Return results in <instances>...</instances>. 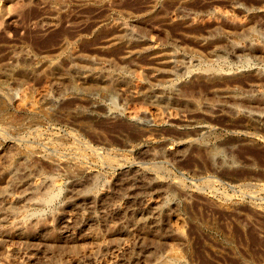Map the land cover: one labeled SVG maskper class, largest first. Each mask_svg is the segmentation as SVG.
I'll return each instance as SVG.
<instances>
[{
    "label": "rangeland",
    "instance_id": "obj_1",
    "mask_svg": "<svg viewBox=\"0 0 264 264\" xmlns=\"http://www.w3.org/2000/svg\"><path fill=\"white\" fill-rule=\"evenodd\" d=\"M0 121V264H264V0H0Z\"/></svg>",
    "mask_w": 264,
    "mask_h": 264
},
{
    "label": "bare ground",
    "instance_id": "obj_2",
    "mask_svg": "<svg viewBox=\"0 0 264 264\" xmlns=\"http://www.w3.org/2000/svg\"><path fill=\"white\" fill-rule=\"evenodd\" d=\"M18 2V1H17ZM8 7V6H7ZM223 13H224V11H222ZM225 14V13H224ZM230 17V16H229ZM242 20V19H241ZM121 27V26H120ZM253 31V30H252ZM256 41V40H255ZM150 46V45H149ZM154 46V45H153ZM151 47V46H150ZM153 48V47H152ZM158 54V53H157ZM159 55V54H158ZM57 65V64H56ZM87 65V64H86ZM95 66V65H94ZM94 66H91L90 64H89V68L90 69H93V70H96L97 69V66L96 67H94ZM27 67V66H26ZM88 67V66H87ZM87 67H85V69H83L82 70V75H85V73H87L88 72V68ZM82 69V68H81ZM11 71V70H10ZM90 72V71H89ZM88 72V73H89ZM206 73V72H205ZM74 75V74H73ZM90 75V74H89ZM108 76V75H107ZM93 77V76H92ZM98 77V76H97ZM118 78V77H117ZM123 78H125V76L123 77ZM91 84V83H90ZM92 85V84H91ZM106 85V84H105ZM108 87V86H107ZM106 87V88H107ZM4 88V87H3ZM98 89V88H97ZM105 89V88H104ZM108 89V88H107ZM262 89V88H261ZM260 89V90H261ZM5 90V89H4ZM110 90V89H109ZM259 90V89H258ZM6 91V90H5ZM102 91V90H101ZM8 92V91H7ZM106 93V92H105ZM47 95V91L46 90H43L42 92H40V94H39V96L40 97H45ZM108 96V95H107ZM239 96V95H238ZM39 97V98H40ZM26 96H25V94L22 96V98H20V100L18 101L19 103H26V105H27V107L30 109V111L33 113V114H36V113H38L39 112V108H38V106L36 105V103H35V101H34V99H33V101H26ZM23 106V105H22ZM21 106V107H22ZM140 107V106H139ZM139 107H138V109H139ZM23 108V107H22ZM140 109H142V108H140ZM48 112V111H47ZM143 112H144V110L142 111V110H137V109H133V107H129L128 108V111L126 112V113H128V115L131 117V118H136V117H138V116H141V114H143ZM151 114L154 116V118H155V121H156V123L158 124V126H160L161 124H163V122L164 121H166V120H172V121H174V120H182V118H180V117H178L176 114H169V115H165L162 111H161V109L159 110V109H157V108H152L151 109ZM145 114V113H144ZM143 114V115H144ZM168 114V113H167ZM142 115V116H143ZM180 115V114H179ZM141 116V117H142ZM255 116V115H254ZM130 118V119H131ZM1 122V121H0ZM139 122V121H138ZM90 125V124H89ZM82 127V126H81ZM205 127V126H204ZM140 128H142V126L140 127ZM88 129V128H87ZM145 129V128H144ZM201 130V129H200ZM144 141L145 142H148L149 141V138L148 137H146L145 139H144ZM5 162V161H4ZM76 171V170H75ZM78 173V172H77ZM80 173V172H79ZM125 175V174H124ZM123 177V176H122ZM124 178V177H123ZM78 181V180H77ZM119 181H121V180H119ZM133 182H134V180H133ZM35 183H37V182H35ZM49 183V182H48ZM54 183V182H53ZM80 183H82V182H80ZM132 183V182H131ZM130 183V184H131ZM38 184V183H37ZM83 184V183H82ZM138 184V183H137ZM75 185H77V183L75 184ZM85 185V184H84ZM133 185V184H132ZM136 185V184H135ZM140 185V184H139ZM142 185V184H141ZM79 186H82V185H79ZM124 186H126V185H124ZM52 187V186H51ZM133 187H134V185H133ZM144 187V186H143ZM79 188V187H78ZM81 188V187H80ZM79 188V189H80ZM84 188V187H83ZM145 188V187H144ZM82 189V188H81ZM80 189V190H81ZM126 189V188H125ZM76 191V190H75ZM83 191V190H82ZM125 191V190H124ZM123 191V192H124ZM50 192V191H49ZM117 193H119L118 191H117ZM121 193V192H120ZM137 193V192H136ZM135 193V195H137ZM85 194V193H84ZM116 194V193H115ZM122 194H124V193H122ZM128 194V193H127ZM41 195V194H40ZM130 195H132V194H130ZM134 195V194H133ZM73 196V195H72ZM86 196V195H85ZM70 197H71V195H70ZM73 197H75V195L73 196ZM72 197V198H73ZM80 197H81V195H80ZM109 197V196H108ZM111 197H113V196H111ZM119 197V196H118ZM158 197V196H157ZM10 198V197H9ZM18 198H20L19 196H18ZM77 198V197H76ZM75 198V199H76ZM79 198V197H78ZM77 198V199H78ZM84 198V197H83ZM34 199V198H33ZM70 199V198H69ZM82 199V198H81ZM158 199V198H157ZM156 199V200H157ZM20 200V199H19ZM49 200V199H48ZM73 200V199H72ZM88 200V199H87ZM11 201V200H10ZM76 201V200H75ZM74 201V202H75ZM81 201V200H80ZM37 202V201H36ZM82 202V201H81ZM89 203V202H88ZM156 203V201L154 200V199H151V198H148L146 201H145V205L146 206H153L154 204ZM79 204V203H78ZM82 204H83V202H82ZM144 204V203H143ZM38 205V204H37ZM156 205V204H155ZM66 206V205H65ZM72 207H74V205L72 206ZM82 207V206H81ZM90 207H92V206H90ZM156 208V207H155ZM155 208H154V212H155ZM143 209V208H142ZM156 209H158V208H156ZM66 210V209H65ZM119 210V209H118ZM151 210V209H150ZM161 210V209H160ZM159 210V211H160ZM70 211V210H69ZM72 211V210H71ZM70 211V212H71ZM81 211V210H80ZM115 211V210H114ZM82 212V211H81ZM81 212H79V213H81ZM169 212V211H168ZM61 213H63V212H61ZM72 213V212H71ZM151 213H153V211H151ZM160 213V212H159ZM162 213V212H161ZM24 214V213H23ZM22 215V214H21ZM10 216V215H9ZM59 216V215H58ZM168 216V215H167ZM18 217H19V215H18ZM64 217V216H63ZM67 219H64V221L66 220V236L67 237H72L73 235H74V233L76 232V231H74V224H75V219H74V216L72 215V214H67L66 216H65ZM156 217V216H155ZM166 217V216H165ZM4 218V217H3ZM9 218H11V217H9ZM14 218V217H13ZM80 218V217H79ZM1 219H2V217H1ZM12 219V218H11ZM88 219V218H87ZM130 219H131V217H130ZM141 219V218H140ZM139 219V222L140 221H142V219L140 220ZM145 219V218H144ZM14 220H16L15 218H14ZM132 220V219H131ZM138 220V219H137ZM146 220V219H145ZM9 221V220H8ZM96 221V220H95ZM133 221V220H132ZM131 221V222H132ZM144 221V220H143ZM155 221L156 220H153V222H154V224H155ZM166 220H164V222H165ZM168 221H169V228H172V229H174V230H176V231H180L181 230V227H182V220H181V218L179 217V216H177V215H170L169 216V218H168ZM1 222V221H0ZM5 222V221H4ZM8 223V222H7ZM6 223V224H7ZM50 223V222H49ZM87 223H88V221H87ZM133 223H136V222H134L133 221ZM167 223V222H166ZM9 224H11V225H14V230L12 231V232H14L15 233V236L16 237H19V238H25L26 237V233H25V231H24V228H23V225L21 224V222H12L11 221V223H9ZM8 224V225H9ZM61 224V223H60ZM129 224V223H128ZM157 224H158V222H157ZM79 225H80V223H79ZM84 225V224H83ZM164 225V224H163ZM10 226V225H9ZM63 225H61V227H62ZM132 226V225H131ZM3 227H4V225H3ZM51 226H49V228H50ZM76 227V226H75ZM133 227V226H132ZM30 228V227H29ZM124 228V227H123ZM130 228V227H129ZM166 228V227H165ZM25 229H26V227H25ZM76 229V228H75ZM120 229H122V227L120 228ZM149 229H151V228H149ZM37 230H39V229H37ZM62 230V229H61ZM153 230H154V228H153ZM2 231V230H1ZM27 231H28V229H27ZM63 231V230H62ZM117 231V230H116ZM133 231V230H132ZM135 231H137V230H135ZM143 231V230H142ZM141 231V232H142ZM147 231V230H146ZM173 231V230H172ZM78 232V231H77ZM155 232V231H154ZM158 232V231H157ZM156 232V233H157ZM131 233V232H130ZM135 234H136V232H134ZM150 233V232H149ZM152 233V232H151ZM80 234V233H79ZM139 234V233H138ZM137 234V235H138ZM43 235H44V233H43ZM78 236V235H77ZM146 236H149V235H146ZM6 237H7V234H6V232H0V239H3V240H5L6 239ZM38 237V236H37ZM37 237H35V238H37ZM79 237V236H78ZM133 237V236H132ZM34 238V239H35ZM66 238V237H65ZM80 238V237H79ZM109 238V237H108ZM115 238V237H114ZM146 238V237H145ZM151 238V237H150ZM8 239H10V238H8ZM41 239V238H40ZM143 239V238H142ZM147 239V238H146ZM152 240H153V238H151ZM151 239L149 240V242L151 241ZM156 239V238H155ZM11 240V239H10ZM14 240V239H13ZM12 240V241H13ZM24 240V239H23ZM43 240V239H42ZM49 240V239H48ZM80 240V239H79ZM135 240V239H134ZM133 240V241H134ZM15 241V240H14ZM26 241H28L29 242V239L28 240H26ZM71 241V240H70ZM160 241V240H159ZM19 242V241H18ZM32 242V241H31ZM30 242V243H31ZM38 242V241H37ZM36 242V243H37ZM99 242H101V240H100V238L97 236V235H89V236H87V237H83V239H81L80 241H79V245L78 246H80V247H82V246H85L86 244H95V243H99ZM148 242V241H147ZM1 243V242H0ZM42 243H43V241H42ZM49 243V242H48ZM11 245H12V243H10ZM9 244V245H10ZM24 244H25V241H24ZM35 244V243H34ZM44 244V243H43ZM50 244V243H49ZM55 244V243H54ZM135 244V243H134ZM137 244H139V243H137ZM142 244V243H141ZM8 245V246H9ZM48 245V244H47ZM52 245V244H51ZM123 245V244H122ZM131 245H132V243H131ZM136 245V244H135ZM187 245V244H186ZM17 246V245H16ZM24 246V245H23ZM22 246V247H23ZM46 246V245H45ZM98 246V245H97ZM130 246V245H129ZM142 246V245H141ZM143 246H144V244H143ZM146 246V245H145ZM4 247V246H3ZM5 247H6V245H5ZM12 247V246H11ZM19 247V246H18ZM31 247V246H30ZM33 247H34V245H33ZM135 247V246H134ZM20 248V247H19ZM26 248V247H25ZM115 248V247H114ZM127 248H128V246H127ZM127 248H121V250H120V252L121 253H125V254H127L126 253V251L128 250ZM175 248V247H174ZM178 248H180V247H178ZM177 248V249H178ZM2 249V248H1ZM143 249V248H142ZM3 250H4V248H3ZM9 250V249H8ZM8 250H6V251H8ZM11 250V249H10ZM30 250V249H29ZM36 250V249H35ZM140 250H141V247H140ZM12 251V250H11ZM10 251V252H11ZM95 251V250H94ZM132 251V250H131ZM173 248L171 249L170 248V251H169V253H168V255H169V257L170 258H172V257H175V255L176 254H174L173 253ZM76 252V251H75ZM96 252V251H95ZM102 252V251H101ZM119 252V253H120ZM133 252V251H132ZM175 252V251H174ZM177 252V251H176ZM8 253H9V251H8ZM118 253V254H119ZM3 254H5V253H3ZM32 254V253H31ZM97 254V253H96ZM156 254V253H155ZM12 256V255H11ZM34 256H36V255H34ZM115 256H116V254H115ZM134 256H136V255H134ZM133 256V257H134ZM7 257V256H6ZM27 257V256H26ZM126 257V256H125ZM137 257V256H136ZM140 257V256H139ZM138 257V258H139ZM168 257V258H169ZM180 257V256H179ZM101 258V257H100ZM121 258V257H120ZM123 258V257H122ZM128 258V257H127ZM130 258V257H129ZM143 258V260L145 259L144 257H142ZM142 258H140L141 260H142ZM155 258V257H154ZM28 259V258H27ZM30 259V258H29ZM115 259V258H114ZM125 259V258H124ZM191 259V258H190ZM110 260V259H109ZM137 260V259H136ZM111 261V260H110ZM145 261V260H144ZM12 262V261H11ZM11 262H9V260H7V259H5V261L3 262V264H10ZM119 262V261H118ZM162 262V261H161ZM32 263V262H31ZM127 263V262H126ZM13 264V263H12ZM14 264H16V263H14ZM28 264H30V263H28ZM102 264H111V262H103ZM118 264V263H117ZM128 264V263H127ZM130 264V263H129Z\"/></svg>",
    "mask_w": 264,
    "mask_h": 264
}]
</instances>
